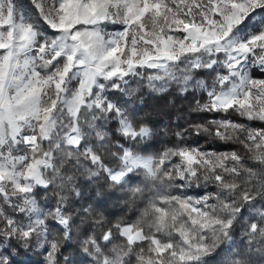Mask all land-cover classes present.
I'll list each match as a JSON object with an SVG mask.
<instances>
[{
  "label": "snow or ice",
  "instance_id": "snow-or-ice-1",
  "mask_svg": "<svg viewBox=\"0 0 264 264\" xmlns=\"http://www.w3.org/2000/svg\"><path fill=\"white\" fill-rule=\"evenodd\" d=\"M143 88L191 97L198 119L161 142ZM84 179L137 218L82 228ZM21 248L43 264H264V0H0V264Z\"/></svg>",
  "mask_w": 264,
  "mask_h": 264
},
{
  "label": "trees",
  "instance_id": "trees-1",
  "mask_svg": "<svg viewBox=\"0 0 264 264\" xmlns=\"http://www.w3.org/2000/svg\"><path fill=\"white\" fill-rule=\"evenodd\" d=\"M132 87L135 88L136 84L133 83ZM137 104H140V116L146 118L154 124L158 131L161 133L160 141L175 142L174 133L180 131L181 128L187 127L188 122L191 120H197L198 117L191 113L190 101L191 97L185 99L174 88L169 89L166 92H151L146 88L141 89L138 97L134 98ZM223 118V116L218 117ZM230 119H238L234 114L229 117ZM180 127H177V126ZM192 139V138H190ZM200 143L207 146L205 137L199 138ZM170 146L169 144L159 143L156 148L150 151ZM214 147L218 150H228L235 145L225 144L220 141L214 143ZM114 151V149H113ZM106 160H111L110 155L105 156ZM79 176V174H78ZM105 181H93L88 182L84 179L81 183V189L84 193L83 199L77 208L83 212L84 209L90 207V212L81 218L85 220V224L81 225L82 228L87 227L94 222V218L103 216L106 221H110L112 224L118 221L131 222L135 220L139 214V208L143 207L142 204H138L136 208H131L126 202L127 197L125 193L115 189H108L104 185ZM99 193V194H97ZM110 226V225H106ZM97 234L101 229H96ZM78 236L73 237V244L77 243ZM119 242V241H117ZM71 251V249H69ZM42 250H24L19 249L16 254L11 257L12 264H43L44 256L40 254ZM67 255V253H65Z\"/></svg>",
  "mask_w": 264,
  "mask_h": 264
}]
</instances>
